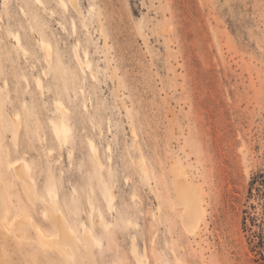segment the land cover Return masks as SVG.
<instances>
[{
    "label": "rangeland",
    "instance_id": "1",
    "mask_svg": "<svg viewBox=\"0 0 264 264\" xmlns=\"http://www.w3.org/2000/svg\"><path fill=\"white\" fill-rule=\"evenodd\" d=\"M42 1L0 0V264H264V0ZM67 225L97 239L76 260L38 236Z\"/></svg>",
    "mask_w": 264,
    "mask_h": 264
},
{
    "label": "bare ground",
    "instance_id": "2",
    "mask_svg": "<svg viewBox=\"0 0 264 264\" xmlns=\"http://www.w3.org/2000/svg\"><path fill=\"white\" fill-rule=\"evenodd\" d=\"M35 2L38 4V5H43V1L42 0H35ZM58 4L60 6H62L63 8H66L67 5H66V2L65 0H57ZM7 34L8 36L13 39V41L16 43V47L19 48L24 54L27 53V50L26 48L23 46L22 44V41H21V38H20V35L18 33H15V32H12V31H7ZM36 36V35H35ZM14 43V44H15ZM40 48L42 50V53H43V57H44V60L46 61L47 64L50 63V60H51V56H52V45L51 43L46 39V38H42L41 41H40ZM87 54H85V60H81L77 53L75 52L74 53V57L76 59V62L77 64L82 68V67H86L87 69H90V63L87 61ZM44 73V72H43ZM92 74V73H91ZM35 83L37 85L38 88L41 89L42 87V80L40 78H37L35 79ZM54 106V110L58 113H63L64 111H66L63 103L60 101V100H56L53 104ZM18 118L19 117H15L13 118L11 121L14 123V124H17L18 123ZM63 118V117H62ZM51 126H52V130L56 136V138L58 139V141L60 142L61 145H64L67 141H68V135H69V132H70V127L69 125L63 120H59L58 122H53L51 121ZM18 134V132H17ZM15 132H14V136H15ZM90 148L92 150V153L94 155V158L95 160L97 161V163L99 164L98 166L99 167H102V162L100 161V158H99V155H98V150L96 149V147L94 146V143H92V141L90 142ZM108 149V148H107ZM95 161V162H96ZM143 163V162H142ZM17 161L12 163V165L14 166L15 170H16V167H17ZM11 166V165H10ZM22 168L25 169L27 172L29 170V166L28 164L24 161L23 164H22ZM178 171H177V178L178 176L182 177V181L184 180L186 185H185V194L182 193L181 191V186H180V183L179 182H176L174 181V189H175V204H179L182 206L183 208V211H182V223L184 224V226L186 227V229L193 233V234H196L198 229H199V225H200V219H201V213L204 212V209L202 208L201 204H202V201L200 199V197L195 193V191L193 190L194 188H192V181L189 177V175L185 172L184 168H180V167H177ZM143 170V173L145 175H147V172L145 169H142ZM23 174V173H22ZM22 176V175H21ZM179 177V180L181 179ZM147 178V177H146ZM176 178V179H177ZM178 180V181H179ZM28 184V188H29V194H32L34 192V186H33V183L32 182H26ZM24 185V184H23ZM26 188V187H25ZM49 196L52 200V203L54 202V198L56 197V194L53 190H50L48 192ZM107 195L109 196V198L107 199V206L110 208L111 206H113V197L110 193H107ZM47 204V203H46ZM55 204V203H54ZM6 208V207H5ZM113 209V208H112ZM6 211V210H5ZM54 211V206L53 205H50L49 203L46 205L45 207V210H44V215L46 217H48L49 219L53 220V215L51 216V212ZM100 215V213H99ZM4 216H5V213H4ZM102 218V215H100ZM52 217V218H51ZM99 219V218H98ZM54 222V221H53ZM61 222V221H60ZM101 222V221H100ZM104 222V226L105 228L107 227V225H105V221ZM102 223V222H101ZM55 226V225H54ZM66 228V236L67 238H65L66 242H68V244H71L73 247L75 246L76 248H78L79 252L76 253L72 246H68L66 243L63 244L61 242V239H63V236L59 233H57L58 235L54 238H52L51 240H48L47 238H49L48 236H45L43 234V232L41 230H38V236L40 237L39 239L42 240V242L46 243V244H52V247L54 245V248H59L62 252H64L69 258L73 259V260H76L77 259V255L78 254H87L88 250H89V247L90 245L88 244H91V243H96L97 242V239L94 235H92L91 231H89V233L92 235L91 239L88 240V242L84 245H82V243L80 242L79 239H77V235L74 236V231L72 229L71 226L67 225L65 226ZM39 229V228H38ZM86 229V228H85ZM90 230V229H89ZM106 230V229H105ZM85 233V232H84ZM83 234V233H82ZM81 234V235H82ZM90 235V236H91ZM79 240V242H75ZM64 242V241H63ZM56 246V247H55ZM132 248H133V245H132ZM134 249V248H133ZM77 250V249H76ZM59 251V252H61ZM132 251V250H131ZM135 255H138L137 253L134 254ZM146 256V254H145ZM140 257V256H139ZM139 261H137L138 264H143L139 258ZM135 258V257H134ZM137 258V257H136ZM147 258V257H146ZM68 259V258H67ZM137 259V260H138ZM144 260V259H143ZM142 260V261H143ZM147 260V259H146ZM178 264H182L178 259L176 261ZM147 263V262H146Z\"/></svg>",
    "mask_w": 264,
    "mask_h": 264
}]
</instances>
